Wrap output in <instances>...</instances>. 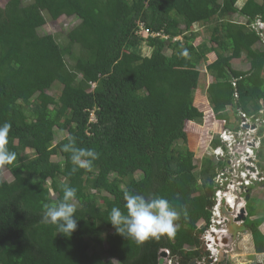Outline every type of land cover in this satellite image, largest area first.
I'll use <instances>...</instances> for the list:
<instances>
[{
	"label": "trees",
	"instance_id": "obj_1",
	"mask_svg": "<svg viewBox=\"0 0 264 264\" xmlns=\"http://www.w3.org/2000/svg\"><path fill=\"white\" fill-rule=\"evenodd\" d=\"M97 1L10 0L9 8L0 7V124L12 125L8 147L16 153L13 165L0 168L12 177L9 183L0 178V264H105L104 256L119 264H158L162 250L176 264L206 260L200 242L205 227L198 223L209 219L223 163L209 155L197 164L188 146L185 125H202L204 117L195 106L201 84L196 66L216 56L206 65L214 78L206 95L219 118L226 107L250 116L264 108V50L248 28L260 16L264 21V0H105L101 30L88 18ZM234 14L243 24L230 19ZM46 15L77 24L58 41L41 38ZM213 19L217 23L209 26ZM137 21L181 40L137 36ZM198 25H208L210 34L195 45ZM96 28L105 38L101 46L89 42ZM145 46L149 56L142 55ZM242 54L247 72L231 66ZM122 57L132 63L120 64ZM90 82L97 83L92 91ZM23 84L33 90L29 97ZM54 85L58 95L49 94ZM91 112L95 124H89ZM56 131L66 135L54 144ZM69 134L77 147L98 153L90 170L72 172L70 153L62 150ZM256 157L264 174V138ZM65 184L77 189L78 225L70 237L40 223L43 205L62 199ZM125 189L184 206L187 215L182 212L175 235L137 246L116 234L107 218L112 207L123 211ZM247 209L254 253L264 254V217L256 218L249 202Z\"/></svg>",
	"mask_w": 264,
	"mask_h": 264
},
{
	"label": "built area",
	"instance_id": "obj_2",
	"mask_svg": "<svg viewBox=\"0 0 264 264\" xmlns=\"http://www.w3.org/2000/svg\"><path fill=\"white\" fill-rule=\"evenodd\" d=\"M250 28L257 32L264 46V22L256 20L250 24ZM138 29L150 38H168L163 32H151L141 22L138 23ZM89 85L90 91L96 87L91 82ZM208 118L211 120V116ZM95 123L96 117L91 112L89 124ZM217 124L224 126L226 121L217 120ZM237 128L239 129L237 131L219 128L218 145L211 148V156L214 160L223 163V167L217 169L214 203L209 210L207 223L202 225L205 229L200 235L201 246L207 253L206 259L212 260L211 264H219L224 255L232 252V243H223L229 237V226L242 224V220L238 219L246 217V196L250 187L255 183L264 182V174L257 165L256 157L261 147L259 136L260 130L264 129V112L260 111L251 116L238 112ZM164 251L167 254L165 264H176L169 258V252Z\"/></svg>",
	"mask_w": 264,
	"mask_h": 264
},
{
	"label": "clouds",
	"instance_id": "obj_3",
	"mask_svg": "<svg viewBox=\"0 0 264 264\" xmlns=\"http://www.w3.org/2000/svg\"><path fill=\"white\" fill-rule=\"evenodd\" d=\"M256 20L257 18L255 19V21ZM139 22L140 21H138L137 23ZM250 24L248 25L249 29H251ZM254 32L257 34L256 31ZM177 38V41L181 40L180 37ZM260 42L262 43L261 38ZM261 49L264 50V46ZM94 84L95 86H97V83ZM258 113H254L252 115H256ZM226 126L227 123L221 128V130L227 129ZM11 128L12 125L7 121L3 124H0V168L13 165V163L16 161V153L10 151L8 147L9 133L11 131ZM237 130L239 129L236 128V130L231 131ZM67 141L68 142L62 146V150L66 153H70L69 159L71 161V164L73 165L72 172L74 173L79 169L90 170L93 165V161L98 158V153H96L93 149L77 147L76 139L71 134L67 136ZM217 145H215V147ZM211 148L212 147L209 145V148L207 149L208 153L205 156H211ZM258 184L264 186V182L253 184L246 196V217H244L245 221L248 215L247 203L250 200L251 190ZM62 191V199L53 203H46L43 205L44 210L41 216L40 223L44 225H52L55 227L57 234H62L65 237H70L72 233L77 229L78 225V219L76 217L77 207L74 203V201L76 200L77 189L65 184L62 186ZM176 199H179V197L177 196ZM123 200V211L120 207H112L109 212L107 222L115 229L116 234L120 235L125 240L133 242L137 246L143 245L150 238L159 239L162 235H175L177 230L180 228V224L178 222L181 219L182 212L184 216L187 215V209L184 206H173L169 199L155 194H138L131 190L125 189L123 192ZM245 221L242 222L241 225H245ZM205 223H207L206 220H204V224ZM203 227L204 226L198 228ZM247 227L249 229L250 226ZM225 259L227 258H224L223 260Z\"/></svg>",
	"mask_w": 264,
	"mask_h": 264
},
{
	"label": "rangeland",
	"instance_id": "obj_4",
	"mask_svg": "<svg viewBox=\"0 0 264 264\" xmlns=\"http://www.w3.org/2000/svg\"><path fill=\"white\" fill-rule=\"evenodd\" d=\"M97 2L98 3L95 4L96 7L93 8V10L91 11L90 14H88V18L91 19L92 21H94V23H96L97 26H99V29L101 30L104 26H106V23L101 16V12L104 10L106 3H105V0H98ZM10 6H11L10 0H0V7L1 8L5 9V8H9ZM45 17H46V24L41 29L38 30V34L40 35L41 38H47V37L51 38L53 35L55 37V39L58 41L59 39H62L64 37V35H62V34L64 32H66L67 29H69V28L73 27L75 24H77L75 20H72L71 18H67L64 16L59 18L57 21L50 20L47 15ZM216 23H217V21L215 19H213L211 23L210 22L208 23V25L212 26V25H215ZM208 25H206V27H205V25L194 26V30L199 31L200 34L202 35L201 36L202 40H204V39L207 40V38L210 34V30H209ZM97 29L98 28H96V30H94V32L90 35L89 42H91L94 45L101 46L103 44V40L105 38H103V39L100 38L99 32L97 31ZM105 34H106V32L104 31V35ZM198 41H201V39ZM125 58L126 57H122L120 64L124 65V64L129 63V62L125 61L126 60ZM236 65H241V63L237 62L235 64V66ZM199 70L202 73H204L203 72L204 67L202 66V64H200ZM205 78H206V76L203 75L201 80H205ZM200 87H201V85H199V89H200ZM59 89H60L59 86L57 87L56 85H54L53 88L49 91V94L58 95L59 91H60ZM87 89L90 90V88H87ZM20 90L25 97H29L31 94H33V90L28 85H25V84L21 85ZM196 104L198 106V102H196ZM202 125H201V127H203ZM189 126L190 125H187V127L185 128V131H187L188 137L190 138V143L192 145L197 144V142H198L197 139L199 138V140L202 143H208L207 148H209V145H210V143L208 142L209 136L206 134V132L204 131L205 132L204 133L202 130L204 137H200L198 135V131H197V129H200V128L194 127L192 129ZM205 127H207V126H205ZM194 129H196V131ZM191 133H193L192 134L193 136H190ZM65 135H66V133H60V132L56 131L55 143L58 142L59 140H61L62 138H64ZM210 136H213V134ZM212 142H213V137H212ZM201 146H202V144H201ZM26 153L30 154L31 151L26 150ZM52 160L54 162H57V161H59V158L53 157ZM200 161H196V163L199 164ZM97 175L99 177H108L110 179L112 178V175H109L103 171H99L97 173ZM0 178L2 179V181H4V183H9L12 181V177H11L10 172L6 171V170H0ZM258 185L261 186L262 188H257V187L255 188L256 190L253 191L251 194L253 196H250L249 205L254 206L256 209H258V216H260L261 214H264V211H260L261 208L264 209V188L261 184H258ZM255 198L258 199V201ZM262 229L264 231V227ZM248 234H249V232H248ZM244 236H246L247 242H248L249 237L247 236V234ZM233 252L234 251L230 252L228 255H224L222 260L224 258H227L233 264H238V262H241L240 264H259L260 262H262L261 264H264V261H262L264 259V255H259L257 257L255 255H253L254 254V248H253V245L250 246L249 242L244 243V245L241 248L239 247L237 250H235L234 253L237 254V257H235V259H232V261H231V259H229V256ZM103 260H104L105 264H119L116 260H111L106 256L103 257Z\"/></svg>",
	"mask_w": 264,
	"mask_h": 264
},
{
	"label": "crops",
	"instance_id": "obj_5",
	"mask_svg": "<svg viewBox=\"0 0 264 264\" xmlns=\"http://www.w3.org/2000/svg\"><path fill=\"white\" fill-rule=\"evenodd\" d=\"M242 2H243V0H241L240 2H239V5H241L242 4ZM231 20H233V21H238L239 23H241V24H243V22H241V21H243V19L244 18H242V17H239L238 15H236V14H234V15H232L231 16V18H230ZM257 20H260L261 22H263L262 21V19H261V16L259 17V18H257ZM138 22V21H137ZM136 22V30H135V34L137 35V36H145L144 35V32L143 31H141L140 29H138V23ZM158 32H162V31H158ZM200 33V32H199ZM163 34H165V33H163ZM166 35V34H165ZM168 38L167 39H161V38H149V36H147L149 39H153V40H157V41H165V42H168V41H171V42H175V41H177V40H175L177 37H174V38H169V36L168 35H166ZM201 34H199V37H198V39L195 41V45H198V44H200V43H202L203 41H206L205 39L204 40H202V38H201ZM201 39V41H198V40H200ZM257 47L258 48H262L263 47V45H262V43L261 42H259V44H257ZM146 48V49H145ZM146 51V52H145ZM145 55V56H149V54H150V49L149 48H147L146 46L145 47H143L142 48V55ZM126 60L125 61H127V62H129V64L130 63H132V60L131 59H129V58H125ZM216 61V56L213 54V53H210V54H208L207 55V61L206 62H204V63H201L202 64V66L204 67V70H203V72L204 73H202L200 70H199V66H200V64H198L197 66H196V69L200 72V80H201V78H202V76L204 75V76H206V78H205V80H201L200 82H201V87H200V89H197V91H196V94H195V106L198 108V110L199 111H201V112H203V115H204V117H203V127H201V125H198V124H195V123H192V122H190V123H187L186 125H185V128L187 127V125H190L189 127L190 128H200V129H197V131H198V135L200 136V137H204V134L202 133V130H203V132L205 131L206 132V134L209 136V143H210V146L212 147V148H214L215 147V145H214V142H218V129L220 128H222L223 126L221 125V127H220V125H218L217 124V120H221V119H224L225 121H226V123H227V126H226V128L227 129H229V130H236V128H237V120H236V114L237 113H234V110L235 109H233L232 107H226L225 108V110L223 111V116L221 117V118H219L218 116H217V114H215L213 111H212V109H211V107H210V105H209V102H208V100H207V95H206V89H207V87L211 84V83H213L214 82V79L207 73V70H206V65H210V64H212V63H214ZM237 62H240L241 63V65H236L235 66V64L237 63ZM128 64V63H127ZM245 64V65H244ZM231 66H232V68L234 69V70H236V71H239V72H247L249 69H250V63L246 60V58H245V54H242V56L239 58V59H233L232 61H231ZM262 77L264 78V73H263V75H262ZM237 99H238V96H237V94L235 93L234 94V100L235 101H237ZM196 102H198V106H197V104H196ZM203 110V111H202ZM264 112V108H262L261 110H259L258 112ZM211 113L209 116H211V120L208 118L209 116H207L208 114H206V113ZM236 112H238V111H236ZM257 112V113H258ZM205 126H207V127H205ZM195 131H196V129H194ZM59 132V131H58ZM204 132V133H205ZM60 133H63V132H60ZM186 133H187V131H186ZM193 133H191L190 134V136H193L192 135ZM213 134V136H210V135H212ZM60 135V134H59ZM188 135V134H187ZM212 137H213V142H212ZM260 142L262 143V140H263V137H264V132H261V134H260ZM63 139V138H62ZM61 139V140H62ZM61 140H59V141H61ZM198 140V142H197V144H194V145H192L191 143H190V138L188 137V146H189V149L192 151V152H194V154H195V160L196 161H199V160H201L207 153H208V143H202L200 140H199V138L197 139ZM58 141V142H59ZM57 143V142H56ZM56 143H54V144H56ZM201 144H202V146H201ZM261 148V147H260ZM257 188H262L261 186H259V185H257L256 186ZM256 187H254V188H252V190H251V194H252V192L253 191H255L256 189ZM263 188H264V186H263ZM250 194V196H253V195H251ZM256 199V198H255ZM257 201H258V199H256ZM260 203V202H259ZM251 207H253V209H254V212H255V216H256V218H261V216L262 217H264V214H261L260 216H258V209H256L254 206H251ZM259 208V207H258ZM260 211H264V209H262L261 208V210ZM247 212H248V209H247ZM255 218V219H256ZM263 220H264V218H263ZM204 224V221H201L199 224H198V226H201L202 227V225ZM264 227V222L261 224V226H260V232L264 235V231H263V228ZM248 232H249V234H248ZM247 234V236L249 237V243H250V246H252L253 245V242H252V237H251V228H249L246 232H244V233H242V234H239L236 238H234V240H232L233 242H232V250L235 252V250H237L239 247L241 248L243 245H244V243H248L247 242V238H246V236H244V235H246ZM245 241V242H244ZM232 253L230 256H229V259H231V261H232V259H235V257H237V254H235V253ZM253 255H255L256 257L257 256H259V255H264V254H253ZM204 260V259H203ZM207 260V259H206ZM205 260V262H203V261H201L202 263H204V264H208L207 263V261ZM262 261H264V259L262 260ZM231 264H233L232 262H230ZM241 262H238V264H240ZM262 262H260L259 264H261Z\"/></svg>",
	"mask_w": 264,
	"mask_h": 264
},
{
	"label": "water",
	"instance_id": "obj_6",
	"mask_svg": "<svg viewBox=\"0 0 264 264\" xmlns=\"http://www.w3.org/2000/svg\"><path fill=\"white\" fill-rule=\"evenodd\" d=\"M238 220H242V222H244L245 218L240 217ZM247 230H248V227L245 225L235 226L234 224H231V226H229V230H228L229 238H226L223 241V243L224 244H231L232 240H234V238H236L239 234L246 232ZM165 259H167V254L164 250H162L159 253L158 264H165ZM206 261L208 264H211V262H212L211 259H207ZM189 264H204V263H199L198 261L193 260Z\"/></svg>",
	"mask_w": 264,
	"mask_h": 264
}]
</instances>
